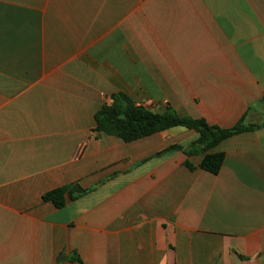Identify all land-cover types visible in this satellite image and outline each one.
Returning <instances> with one entry per match:
<instances>
[{
	"label": "crops",
	"instance_id": "crops-1",
	"mask_svg": "<svg viewBox=\"0 0 264 264\" xmlns=\"http://www.w3.org/2000/svg\"><path fill=\"white\" fill-rule=\"evenodd\" d=\"M231 128L98 136L111 95ZM189 159L195 169L185 161ZM78 183L63 207L44 194ZM264 264V0H0V264ZM62 256L60 259L59 257Z\"/></svg>",
	"mask_w": 264,
	"mask_h": 264
},
{
	"label": "trees",
	"instance_id": "trees-1",
	"mask_svg": "<svg viewBox=\"0 0 264 264\" xmlns=\"http://www.w3.org/2000/svg\"><path fill=\"white\" fill-rule=\"evenodd\" d=\"M95 121L94 131L98 136L104 134L117 136L127 142L177 126L194 129L198 133V138L188 147L184 148L175 144L158 155L172 150H182L187 156L204 154L200 167L214 174L220 171L225 155L222 152H210V150L224 139L254 127V125L243 124V120H241L231 128H223L209 123L204 118L182 116L171 105L166 106L163 110H152L137 105L124 92L113 93L111 101L105 102L96 112ZM185 164L190 169H195V165L189 159L185 161ZM86 192L87 190L82 189L78 183H72L46 192L43 198L52 201L57 207H63L66 195L77 198ZM59 258L61 259L62 256ZM71 259L78 264H85L77 253L73 254Z\"/></svg>",
	"mask_w": 264,
	"mask_h": 264
}]
</instances>
